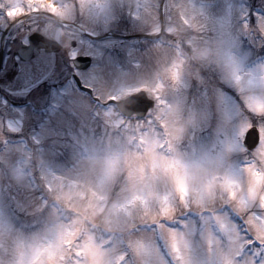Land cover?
<instances>
[{
	"label": "rangeland",
	"instance_id": "obj_1",
	"mask_svg": "<svg viewBox=\"0 0 264 264\" xmlns=\"http://www.w3.org/2000/svg\"><path fill=\"white\" fill-rule=\"evenodd\" d=\"M75 1L77 4L73 0H54L55 13L89 30H108L116 25L136 33L159 28L158 0ZM255 1L251 6L248 0H166L164 30L170 35L165 43L167 47L161 48V42L150 41L151 46L139 50L138 43L143 39L123 41L128 44L123 49L131 67L138 65L135 60L139 56L148 64L141 68L145 76L130 73L125 75V80L138 87L149 81L152 95L161 96L151 115L152 125L147 124L149 119L141 122L145 128H159V121L164 122L173 145L170 152L157 151L153 135L139 146L143 150H138L137 143L130 139L135 124L122 122L109 109L97 110L91 118L95 121L88 127L73 128L66 116L68 110L82 109L81 118L88 119L90 103L76 99L75 90L68 86L61 89L64 98H57L49 112L33 117L26 111L22 126L17 120L19 116L4 119L11 127L5 130L0 125V140L8 132L0 149V264H33L32 250L55 239L56 231L64 225L60 207H71L69 201L84 189L95 190L102 197L103 206L93 213V222L101 225L95 230L97 242L109 236L103 229L116 230L105 245L113 261L120 253H126L123 264H180L171 251L168 228L183 232L189 239L191 264H219L218 257L234 254L240 240L233 232V239L221 241L222 233L212 216L223 218L244 232L246 213L241 208L246 202V192L236 185L233 204L226 196L225 181L239 180L247 185L249 178L244 165L260 160L264 144V0ZM122 11L131 14L126 26L118 25ZM116 19L119 20L115 24ZM36 21L31 17L19 27L26 30L25 24L29 26ZM47 33L57 40L70 38L58 25ZM118 42L106 39L102 44L116 47ZM89 45L83 40L71 47L70 53L78 54L87 48L100 61L101 48ZM182 45H186L192 58L185 56ZM102 58L106 61L105 68L92 69L82 74V78L96 84L99 92L113 94L117 87L110 82L121 77V73L109 64L114 65L113 57ZM35 66L39 81L53 72V62L47 58H38ZM173 69L178 73L175 79ZM202 71L214 75L215 81L201 79ZM158 83L162 87L157 92ZM245 109L248 115L243 112ZM251 125L258 129L259 143L247 152L241 140ZM10 128L21 130L27 137L24 142H15ZM117 153L119 157L108 181L100 186L98 177L105 169V157ZM165 155L178 158L185 166L179 169L178 182L161 180L155 187L149 161L153 156ZM261 170L264 171V165ZM256 180L253 186L264 195V189L259 187L264 184V176ZM48 185H52L51 190ZM156 189L161 195L165 191H183L190 205L185 207L173 197L176 215L164 222V228L138 222L143 213L155 212L154 204L142 206L140 201L131 208L126 206L132 196L147 198ZM201 208L210 209V215H202ZM247 211L264 215L258 203L250 205ZM133 222L138 226L130 228ZM72 224L77 232L83 226L75 220ZM66 239H71V234ZM136 241L150 246L147 257L134 250ZM257 248V244L246 246L243 260L253 256L256 260L264 258V253L256 255L253 251ZM45 262L59 264L55 253H42L35 264Z\"/></svg>",
	"mask_w": 264,
	"mask_h": 264
},
{
	"label": "snow or ice",
	"instance_id": "obj_2",
	"mask_svg": "<svg viewBox=\"0 0 264 264\" xmlns=\"http://www.w3.org/2000/svg\"><path fill=\"white\" fill-rule=\"evenodd\" d=\"M41 8L45 10L51 9L52 13L56 11V5L51 0H27V7L21 4L10 7L7 9V15L9 17H17L25 14L26 11H38ZM177 71L173 69L172 77L177 78ZM161 84H157L155 91H157ZM149 126L152 125V119L147 121ZM131 126V125H129ZM135 131L130 136L132 141H135L138 145V150L143 149L139 146L145 143V140L149 135L156 137L153 142L157 151L165 150L170 152L173 148L171 139L168 138L169 134L165 129L163 121H159V128H145L144 122L137 121L135 124ZM119 154L109 155L105 157V169L98 177L99 185L103 186L108 181V178L113 170L114 163L118 159ZM151 176L155 187L158 181L168 182L172 179L174 182L179 181V169L184 167L181 161L176 157H169L167 155L156 157L153 156L149 161ZM261 165H264V144L260 149V160H253L244 165V169L248 174V184L244 185L239 180L228 179L225 181L226 196L233 204L236 203V190L235 186L239 185L241 191L246 192V202L243 207H239L245 210L246 219L244 220L245 228L241 233L239 228L235 225L229 224L226 220L216 219V225L219 227L221 241L231 240L234 237L232 233H235V238L240 240L238 249L234 254L227 257H218L219 264H264V258L256 260L253 256L250 260H243L244 249L248 245L257 244L259 248L253 251L256 255L264 253V215L247 211L250 205L256 203L264 209V195L259 194L255 187L257 183L256 178L264 176V171L261 170ZM49 189H52V185H48ZM151 187V186H150ZM179 187L183 189V184L180 183ZM261 189H264V184L259 185ZM173 197H175L180 204L185 207L190 205L187 203L185 194L183 191H165L162 195L159 191L151 192V194L145 198L139 195L132 196L126 201V206L131 208L133 204L143 201L142 206H150L154 204L155 212H145L142 218L138 221L146 226H153L164 228L165 221L171 220L176 215L175 207L173 204ZM102 197L95 192V190H81L76 193L75 196L69 201L72 206L64 205L60 207L62 209V218L64 219V225L60 226L56 231L55 239L47 241L39 249L32 250L33 264L36 260H39L42 253L52 254L55 253V259L59 261V264H123V260L126 253H120L113 261L110 250L105 246L112 239V234L116 231L114 228H105L104 231L109 233L107 239L97 242L95 236V230L100 228L101 225L95 224L93 213L97 207H102L100 203ZM74 201H79L74 203ZM58 209V212L60 211ZM121 211L124 210V206H121ZM207 213L210 215V209L201 208V214ZM75 220L77 224L83 226L76 231L72 221ZM138 226L137 222H133L130 228ZM168 238L170 241L171 251L175 255L177 261L180 264H191V244L187 236L183 232H178L175 228H168ZM71 234V239H66V235ZM134 250L141 256L147 257L150 254V246L136 241L134 244ZM47 264V262H45Z\"/></svg>",
	"mask_w": 264,
	"mask_h": 264
},
{
	"label": "flooded vegetation",
	"instance_id": "obj_3",
	"mask_svg": "<svg viewBox=\"0 0 264 264\" xmlns=\"http://www.w3.org/2000/svg\"><path fill=\"white\" fill-rule=\"evenodd\" d=\"M17 4H27V0H0V125L1 128H5V130L9 126V123L5 122L4 119L12 120L14 116L18 117V122L20 126L23 125V114L27 111L28 113L33 114L34 117L37 113H45V111L49 108L55 107V101L57 98H64V94H62V88L66 86L69 87L70 90H74V84L72 80V74H78L81 79L83 85L91 88L93 92V96L89 95L85 92H81V95L76 93V99H80L84 102L89 101L93 106V109L97 110H105L106 108L109 109L110 112L116 118L122 119V122L125 121L131 122L136 124V117L135 115H131L129 117L122 116L118 111L117 107L113 104L108 102L110 99L114 98L116 100H120L122 98L127 97L131 93H134L140 89H143L147 98L154 100V108L150 109L145 117L144 120L151 117L153 111L155 112V107L157 106V100L159 96L156 94L155 96L151 93V84L149 81L147 83L142 84V86H137L135 84H130L125 80V75H131L139 73L141 76H145L141 72V68L144 65H148L143 59L137 60L138 66L133 68L130 66V63L126 61L125 51L120 41V46L114 45H102L98 43L89 42V44L94 48L98 45L101 50V60L96 61L94 56L88 51L87 48L84 49L83 52L78 54L71 55L70 49L71 47L74 48L75 45L79 44L81 41H88L90 39L86 34L82 33L80 30L71 29L69 26H65L64 24L58 25L64 33H69L70 38L67 41L66 38L62 40H58L62 48L58 52H46L43 49L34 48L32 50H27L26 53L20 56L18 53L20 48L23 45L29 44V37L30 35L37 31L44 36L55 38L52 35L48 34L51 29H55L57 23L52 22L49 19V14L51 13L49 10H45L41 8L38 11H26L25 14L19 15L17 17H9L7 15V9ZM34 17L37 19L36 22L27 26L26 30L22 29L18 25L26 19ZM43 18V19H41ZM9 20L7 24H4L3 21ZM69 21L67 19H63ZM122 23V22H121ZM13 24L10 29H7L8 25ZM37 24V25H35ZM78 24V23H76ZM123 24V23H122ZM64 25V26H63ZM83 29V28H81ZM46 30V32H45ZM83 30H86L85 28ZM75 41V45L71 46V41ZM89 45V46H90ZM102 50H106L102 52ZM30 56V57H28ZM77 56H88L90 57V65L81 70H74L72 66V61ZM102 56H111L116 59L114 60V65L109 63L111 66L115 67L121 73V77L113 80L110 82V85L117 87V90L111 94V91H106L105 93L99 92V88L96 84L88 82L86 79L85 81L82 78V74L92 70H103L106 65V61L102 58ZM27 59H23L26 58ZM43 57L47 58L48 60L53 62V72H49L47 77H44L43 80L39 81V73L37 72L38 69L35 66V62L38 58ZM59 61L60 65L56 66V62ZM65 64H68L66 68L62 69ZM38 66V65H37ZM132 69V70H131ZM37 73H36V72ZM36 75V76H34ZM145 78H148L147 76ZM107 84V81H104ZM27 89H26V88ZM55 90L58 93H54ZM114 90V87H113ZM112 90V91H113ZM98 98L95 100L94 98ZM60 105L61 104V101ZM70 103H72L70 101ZM87 104V103H86ZM37 109V112H35ZM97 110H92L89 112L90 118H81L83 110L82 109H69L66 113V116L72 122L73 128H86L89 126V123H93L95 120L91 119L96 115ZM108 111V110H105ZM91 121L88 122V120ZM11 129V128H10ZM21 130H9V133L14 134V139L19 138L22 135ZM8 132H5L3 137L0 140V147H2L1 143H6V137ZM13 136V135H12ZM12 138V139H13ZM18 154V153H17Z\"/></svg>",
	"mask_w": 264,
	"mask_h": 264
},
{
	"label": "water",
	"instance_id": "obj_4",
	"mask_svg": "<svg viewBox=\"0 0 264 264\" xmlns=\"http://www.w3.org/2000/svg\"><path fill=\"white\" fill-rule=\"evenodd\" d=\"M164 0H162L161 5L163 4ZM160 19L162 20V10H160ZM162 28V26H161ZM133 36H143V37H150L153 35H149V34H136V35H126L124 37H133ZM37 37V34H33L30 36V46L27 47H31L32 46H37V47H43L45 48L46 51H57L60 49V45L51 39H48L46 37H43L41 35L38 34V40H34ZM24 51V49H21L20 52ZM89 63V58L88 57H77L74 59V64L77 68H84L88 65ZM144 92H138L136 94H133L131 96H129L128 98L118 101L117 105L119 106V108L121 109L122 112L124 113H132V112H136L138 116H143L144 113L146 112V110L148 108H150L153 103L152 101L146 99L145 97L142 98V96H144L143 94ZM138 101V102H137ZM137 103H141L143 104L142 106H137ZM259 141V134H258V130L255 126H251L250 128H248L243 136L242 139V145L247 149V150H251L253 149L257 143Z\"/></svg>",
	"mask_w": 264,
	"mask_h": 264
},
{
	"label": "trees",
	"instance_id": "obj_5",
	"mask_svg": "<svg viewBox=\"0 0 264 264\" xmlns=\"http://www.w3.org/2000/svg\"><path fill=\"white\" fill-rule=\"evenodd\" d=\"M249 1H250L251 3H252V2L254 3L255 0H249Z\"/></svg>",
	"mask_w": 264,
	"mask_h": 264
}]
</instances>
